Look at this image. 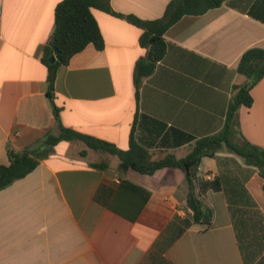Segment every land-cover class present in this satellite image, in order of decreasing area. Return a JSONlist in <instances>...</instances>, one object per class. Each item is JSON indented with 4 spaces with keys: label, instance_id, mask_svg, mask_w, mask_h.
<instances>
[{
    "label": "crops",
    "instance_id": "0c3cea01",
    "mask_svg": "<svg viewBox=\"0 0 264 264\" xmlns=\"http://www.w3.org/2000/svg\"><path fill=\"white\" fill-rule=\"evenodd\" d=\"M62 1L0 0V165L9 164L10 150L60 133L54 107L64 127L122 151H130L135 128L153 161L185 158L196 140L224 127L234 87L248 81L238 73L242 55L264 48V0H228L184 16L166 32L167 53L138 98L143 31L93 10L104 48L90 44L61 66L52 100L42 59ZM171 1L110 0L116 13L143 20L162 18ZM251 95L252 106L238 111L234 139L264 149V78ZM207 175L219 178L220 190L206 186ZM198 177L211 225L187 224L182 169L142 174L80 140L60 142L0 192V264H264L260 171L223 150L202 160Z\"/></svg>",
    "mask_w": 264,
    "mask_h": 264
},
{
    "label": "trees",
    "instance_id": "16d2710c",
    "mask_svg": "<svg viewBox=\"0 0 264 264\" xmlns=\"http://www.w3.org/2000/svg\"><path fill=\"white\" fill-rule=\"evenodd\" d=\"M227 1L172 0L166 8L164 16L157 20H143L134 15L118 14L113 10L110 0L62 1L56 9V27L52 42L45 47L42 59L49 70V97L54 99L56 76L61 66L67 65L74 55L80 53L90 44H93L98 50L104 48V38L93 10L125 18L143 31L140 44L146 53L137 62L135 71L137 97L139 98L143 79L154 73L157 65L167 53L166 32L184 16L203 15L211 9L221 7ZM54 47L59 50L58 60L51 63V58L55 55ZM238 73L245 76L248 81L245 85L234 87L224 127L218 133L196 140L192 151L185 158L178 159L174 155H168L153 161L149 152L136 142L135 128L131 135L130 151H122L109 142L64 127L60 120V111L54 107L60 133L58 135L50 134L22 151L10 150L8 153L9 164L0 165V192L32 173L60 142L80 140L90 149L119 157L123 166L142 174L152 175L164 168L182 169L188 180L187 205L192 217V220L187 221V224L211 225L214 212L200 197L201 185L198 174L202 160L215 158L219 152L227 150L240 156L248 166L254 167L258 171L264 168V149L247 141L239 144L234 139L238 111L242 106H252L254 100L251 91L264 78V48L248 49L240 59ZM86 153V151L81 152L83 156ZM93 166L96 168L106 167L105 164H94ZM262 176L264 177V175ZM206 186L213 190L221 189L219 178L208 181Z\"/></svg>",
    "mask_w": 264,
    "mask_h": 264
},
{
    "label": "water",
    "instance_id": "95a60500",
    "mask_svg": "<svg viewBox=\"0 0 264 264\" xmlns=\"http://www.w3.org/2000/svg\"><path fill=\"white\" fill-rule=\"evenodd\" d=\"M54 51H55V55L51 58V63H55L57 60H58V54H59V50H58V48L57 47H54ZM128 168V167H127ZM260 173L262 174V175H264V168H262L261 170H260Z\"/></svg>",
    "mask_w": 264,
    "mask_h": 264
},
{
    "label": "built area",
    "instance_id": "2783aa9c",
    "mask_svg": "<svg viewBox=\"0 0 264 264\" xmlns=\"http://www.w3.org/2000/svg\"><path fill=\"white\" fill-rule=\"evenodd\" d=\"M1 15H2V10L0 8V17H1ZM206 178H207V180H210V181L214 179V177L212 175H207Z\"/></svg>",
    "mask_w": 264,
    "mask_h": 264
}]
</instances>
